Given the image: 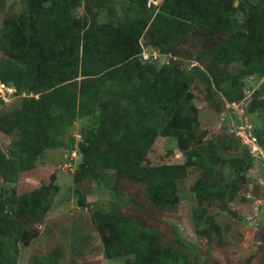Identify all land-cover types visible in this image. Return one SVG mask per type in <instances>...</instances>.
<instances>
[{
  "label": "trees",
  "instance_id": "obj_1",
  "mask_svg": "<svg viewBox=\"0 0 264 264\" xmlns=\"http://www.w3.org/2000/svg\"><path fill=\"white\" fill-rule=\"evenodd\" d=\"M139 1L129 3L138 6ZM234 1L161 0L155 12L136 16L128 8L124 21L114 24L96 22L92 13L91 18L86 12L73 16V9L84 7L83 0H25L26 9L0 27V82L38 95L23 97L20 109L0 123L7 133L18 129L17 158L6 160L0 155L2 178L12 182L20 170L33 168L43 148L63 145L71 150L74 139L69 136L65 142L66 129L88 109L89 137H107L108 144L104 151L80 148L86 159L78 163L75 178L90 176L98 166L111 168L119 183L143 187L153 206L173 208L178 201L177 181L188 165L195 164L199 172L191 189L199 206L213 198L227 205L229 196L247 181L245 174L253 164L238 137L226 134L219 141L205 140L194 129H182L177 138L183 163L143 162L155 138L180 123L182 102L191 97L189 87L195 78L204 83L206 101L215 106V92L228 102L238 101L244 96L243 78L264 75V12L260 10L264 0H238L236 6ZM179 18L205 29L230 30L209 45L204 67L156 68L153 57L139 56L140 37L155 28L154 45L173 50L181 33ZM234 62L241 67L232 75L225 66ZM252 95L248 110L256 117L253 134L264 147V80ZM228 150L234 152L231 157L225 155ZM111 194L113 199H124L118 189ZM44 196V189L20 195L18 209L0 196V264H15L24 222L17 212L38 221L46 206ZM93 216L100 230L111 232L110 236L102 232L107 258L129 254L132 264H184L181 250L120 211H98ZM205 220L213 224V218Z\"/></svg>",
  "mask_w": 264,
  "mask_h": 264
},
{
  "label": "rangeland",
  "instance_id": "obj_2",
  "mask_svg": "<svg viewBox=\"0 0 264 264\" xmlns=\"http://www.w3.org/2000/svg\"><path fill=\"white\" fill-rule=\"evenodd\" d=\"M83 1L84 7L73 9V16L92 13L96 22L114 24L124 21L128 8H132L131 14L146 16L150 11L155 12L161 2L140 0L138 6H133L130 0ZM237 2H233L235 6ZM25 9V0H0V27ZM260 10L264 12V4ZM178 29L181 33L176 35L175 47L169 51L154 45L157 28L140 37L141 53H158L152 59L156 68L165 64L183 70L192 65L204 67L209 45L230 31L205 29L184 18H179ZM240 67L237 62L225 66L232 75ZM263 80L264 75L244 77L242 99L228 102L215 92L216 105L212 106L206 101L204 83L195 78L189 87L191 97L182 102L180 123L155 138L143 162L150 166L183 163L184 155L177 138V132L182 129H194L195 133H202L205 140L219 141L226 134L238 137L249 149L253 164L245 174L247 181L238 187L234 196H229L227 205L213 198L199 206L191 189L199 172L195 164L188 165L185 176L177 181L178 201L173 208L153 206L143 187L129 181L119 183V177L111 168L98 166L96 172L91 171L96 174L93 177L90 174L75 178L78 163L86 159L80 148L104 151L108 144L107 137H89L92 119L86 109L83 116L75 118L66 129L65 142L69 136L74 139L71 150L63 145L43 148L33 168L20 170L15 181H5L0 175V196L5 202L13 201L16 209L20 195L42 189L45 194L46 206L39 211L38 221L17 212L24 222L15 264H132L133 256L129 254L113 258L105 255L102 232L107 236L111 232L97 227L93 215L98 211H120L133 218L137 225L152 228L163 243L181 250L184 264H264V147L253 134L256 117L248 110L253 104V91L261 89ZM31 95L37 97L38 94L16 88L8 101L0 100V123L20 109L23 97ZM194 144L193 141L189 146ZM233 154V150L225 152L228 157ZM0 155L6 160L17 158L18 129L10 133L0 129ZM113 188L118 189L124 199H113ZM208 216L213 218V224L206 222Z\"/></svg>",
  "mask_w": 264,
  "mask_h": 264
},
{
  "label": "built area",
  "instance_id": "obj_3",
  "mask_svg": "<svg viewBox=\"0 0 264 264\" xmlns=\"http://www.w3.org/2000/svg\"><path fill=\"white\" fill-rule=\"evenodd\" d=\"M142 55L144 58H148L151 56L155 59L158 53L154 54V52H151V54L148 55V54H145V52H143ZM15 90L16 89L13 86H7L4 83L0 82V100L8 101L14 94ZM252 138L253 140L255 139L254 137Z\"/></svg>",
  "mask_w": 264,
  "mask_h": 264
},
{
  "label": "water",
  "instance_id": "obj_4",
  "mask_svg": "<svg viewBox=\"0 0 264 264\" xmlns=\"http://www.w3.org/2000/svg\"><path fill=\"white\" fill-rule=\"evenodd\" d=\"M232 215H233V216H236V213H235V212H232Z\"/></svg>",
  "mask_w": 264,
  "mask_h": 264
},
{
  "label": "crops",
  "instance_id": "obj_5",
  "mask_svg": "<svg viewBox=\"0 0 264 264\" xmlns=\"http://www.w3.org/2000/svg\"><path fill=\"white\" fill-rule=\"evenodd\" d=\"M145 52V51H144Z\"/></svg>",
  "mask_w": 264,
  "mask_h": 264
}]
</instances>
